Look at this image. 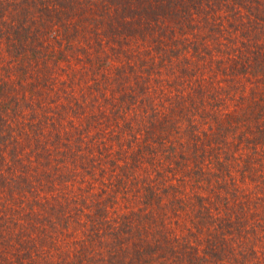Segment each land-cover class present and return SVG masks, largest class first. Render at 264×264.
Masks as SVG:
<instances>
[{"label": "trees", "instance_id": "obj_1", "mask_svg": "<svg viewBox=\"0 0 264 264\" xmlns=\"http://www.w3.org/2000/svg\"><path fill=\"white\" fill-rule=\"evenodd\" d=\"M258 1L0 0V264H264Z\"/></svg>", "mask_w": 264, "mask_h": 264}, {"label": "rangeland", "instance_id": "obj_2", "mask_svg": "<svg viewBox=\"0 0 264 264\" xmlns=\"http://www.w3.org/2000/svg\"><path fill=\"white\" fill-rule=\"evenodd\" d=\"M258 2H260V4H262V8H263V11H264V0H260V1H258ZM256 8H257V7H256ZM263 11H262V12H263ZM251 29L253 30V28H251ZM253 32H254V33L257 32V34H256V36H255L253 42L247 44V47H248V49L251 50V51H256V50L262 48V46L264 45V44H263L264 42H263V40L261 39V32H260V29L253 30ZM166 39H167V41L165 42V46H166V47H169V48H170V46H173L172 44H170V40H169V38L166 37ZM152 46H153L156 50H157V48H159V46H158V45H155V43H153ZM174 47H177V48L182 49L181 44H176ZM247 47H246V48H247ZM149 48L151 49V43H149ZM246 48H244V49H246ZM256 52H257V51H256ZM263 58H264V56H263ZM150 60H151V59H150V56H149V61H150ZM158 60H159V59H158ZM149 61H148V63L146 64V66L151 65V66H153V67H157V66H159L160 64H163V65H162V69H164V68L166 67V64H168V61L163 62V63H160V60H159V63H155V64H153V62H149ZM3 64H4V63H3ZM139 64H140V63H139ZM152 64H153V65H152ZM138 66H139V65H138ZM137 68H138V67H137ZM134 76H145V73L143 74V73H141V72H137V73H135Z\"/></svg>", "mask_w": 264, "mask_h": 264}]
</instances>
